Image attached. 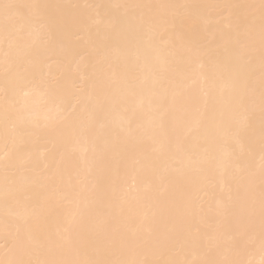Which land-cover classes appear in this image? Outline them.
Wrapping results in <instances>:
<instances>
[{
  "label": "bare ground",
  "instance_id": "bare-ground-1",
  "mask_svg": "<svg viewBox=\"0 0 264 264\" xmlns=\"http://www.w3.org/2000/svg\"><path fill=\"white\" fill-rule=\"evenodd\" d=\"M262 176V0H0V264H260Z\"/></svg>",
  "mask_w": 264,
  "mask_h": 264
},
{
  "label": "snow or ice",
  "instance_id": "snow-or-ice-1",
  "mask_svg": "<svg viewBox=\"0 0 264 264\" xmlns=\"http://www.w3.org/2000/svg\"><path fill=\"white\" fill-rule=\"evenodd\" d=\"M4 9L7 11H10L12 9L18 8V5L13 4H4ZM262 7H264V0H262ZM26 87V85L24 86ZM30 95V92H24V97L27 98ZM27 110V104L22 105L20 109V115L19 119L21 121L24 120V112ZM250 191L254 190V186L250 185L249 187ZM260 210H261V219H260V227H261V239L262 244H264V176H262L261 179V201H260ZM251 238V237H250ZM12 264H68V262H62V261H55V260H37V261H31V260H18L13 261ZM86 264H109L107 261H90L86 262ZM121 264H129V262H121ZM134 264V262H133ZM202 264H233L231 261L222 260V261H204ZM248 264H252L251 261L248 262ZM260 264H264V259L261 260Z\"/></svg>",
  "mask_w": 264,
  "mask_h": 264
}]
</instances>
